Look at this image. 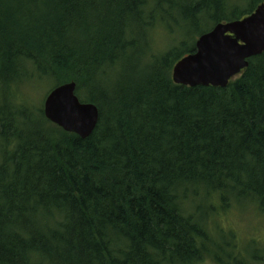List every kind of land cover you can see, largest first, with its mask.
<instances>
[{
	"label": "trees",
	"instance_id": "1",
	"mask_svg": "<svg viewBox=\"0 0 264 264\" xmlns=\"http://www.w3.org/2000/svg\"><path fill=\"white\" fill-rule=\"evenodd\" d=\"M262 3L0 0V264H223L220 213L264 215V53L226 88L171 73ZM68 82L99 111L86 139L20 95Z\"/></svg>",
	"mask_w": 264,
	"mask_h": 264
},
{
	"label": "water",
	"instance_id": "2",
	"mask_svg": "<svg viewBox=\"0 0 264 264\" xmlns=\"http://www.w3.org/2000/svg\"><path fill=\"white\" fill-rule=\"evenodd\" d=\"M264 53V3L244 18L216 24L195 41V51L175 63L171 78L184 87L226 88ZM46 120L66 133L88 138L99 121L98 108L81 102L74 82L53 88L43 102Z\"/></svg>",
	"mask_w": 264,
	"mask_h": 264
},
{
	"label": "rangeland",
	"instance_id": "3",
	"mask_svg": "<svg viewBox=\"0 0 264 264\" xmlns=\"http://www.w3.org/2000/svg\"><path fill=\"white\" fill-rule=\"evenodd\" d=\"M165 45L166 40L160 34H157L155 47L162 51L165 49ZM52 89L50 83L38 86L27 84L20 89V95L25 97L26 101L43 108L45 97ZM16 93L20 96L18 92ZM217 222L220 229L213 228L212 244L213 242L214 244L212 245V249L214 250L215 246L222 249L221 258L223 259V264H264V261H258L257 263L255 262L257 260L252 261L254 256L264 257V215L259 214L254 209L245 208L241 210L237 208L226 213L221 212ZM220 231L226 234L225 237H223ZM228 234L233 235V243L230 242ZM232 245H234V250L238 254H234L236 260H228L229 262H227L224 259L228 257L227 251L231 252L233 249ZM217 252L219 253V250ZM199 264L218 263L206 257Z\"/></svg>",
	"mask_w": 264,
	"mask_h": 264
}]
</instances>
